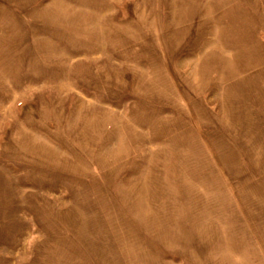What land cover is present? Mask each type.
Returning <instances> with one entry per match:
<instances>
[{"label":"rangeland","instance_id":"374dc122","mask_svg":"<svg viewBox=\"0 0 264 264\" xmlns=\"http://www.w3.org/2000/svg\"><path fill=\"white\" fill-rule=\"evenodd\" d=\"M0 264H264V0H0Z\"/></svg>","mask_w":264,"mask_h":264}]
</instances>
